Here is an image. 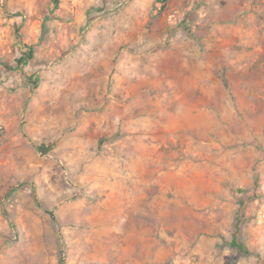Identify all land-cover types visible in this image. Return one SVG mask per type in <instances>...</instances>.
<instances>
[{"label":"rangeland","instance_id":"1","mask_svg":"<svg viewBox=\"0 0 264 264\" xmlns=\"http://www.w3.org/2000/svg\"><path fill=\"white\" fill-rule=\"evenodd\" d=\"M161 7L0 0V264H264V0Z\"/></svg>","mask_w":264,"mask_h":264},{"label":"trees","instance_id":"2","mask_svg":"<svg viewBox=\"0 0 264 264\" xmlns=\"http://www.w3.org/2000/svg\"><path fill=\"white\" fill-rule=\"evenodd\" d=\"M158 2H161L162 3V7L161 8H164L166 9V5L168 4V0H157ZM60 6V0H53V9H52V13L50 16H48V19L50 18H53V13L55 10H57ZM26 50L25 52L22 54V56L17 60V67H21V66H27L29 65V62L34 58V47L33 46H25ZM33 77H31L32 79ZM35 86L38 85V80L35 79L34 80V83H33ZM241 214H240V211L239 213L237 214V221H236V225H235V228H236V232L235 234L233 235V238L231 240V243H230V246L233 248V249H236L238 250L239 252L243 253V254H247V255H250L251 253L244 247L243 244H241L239 242V237H238V233L240 232L241 230Z\"/></svg>","mask_w":264,"mask_h":264},{"label":"water","instance_id":"3","mask_svg":"<svg viewBox=\"0 0 264 264\" xmlns=\"http://www.w3.org/2000/svg\"><path fill=\"white\" fill-rule=\"evenodd\" d=\"M53 219H55V217L53 216Z\"/></svg>","mask_w":264,"mask_h":264}]
</instances>
